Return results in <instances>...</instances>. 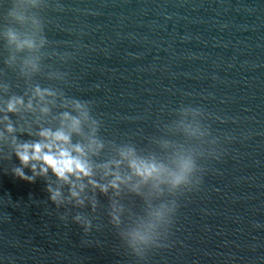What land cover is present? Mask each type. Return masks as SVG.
Listing matches in <instances>:
<instances>
[{"label": "water", "instance_id": "95a60500", "mask_svg": "<svg viewBox=\"0 0 264 264\" xmlns=\"http://www.w3.org/2000/svg\"><path fill=\"white\" fill-rule=\"evenodd\" d=\"M0 264H264V0H0Z\"/></svg>", "mask_w": 264, "mask_h": 264}, {"label": "clouds", "instance_id": "9594fccd", "mask_svg": "<svg viewBox=\"0 0 264 264\" xmlns=\"http://www.w3.org/2000/svg\"><path fill=\"white\" fill-rule=\"evenodd\" d=\"M79 107V105H77ZM14 110V105H9V111ZM73 128L78 124V121H73ZM9 132L12 131L11 128L8 129ZM42 143L33 144H22L16 149V156L20 161V164L27 168L31 165V171L34 176L36 174V164H40V174L45 175L50 169L53 175L60 181L64 183L69 182L70 176H76L79 179L81 176L87 177L90 175V170L87 164L81 160L78 156H73L72 152L81 153V149L76 147L73 150H69L66 145L69 144V136L63 131H58L52 133L50 131H43L40 133ZM185 172L190 170V165L185 164ZM15 176L20 180H25L28 183H33L34 178H29L25 176L21 169H16ZM184 180V176H178L174 183L179 185ZM50 192V199L53 203H56L58 197L60 196L59 191L52 192L51 188L48 189ZM72 196L75 197L77 193L73 191Z\"/></svg>", "mask_w": 264, "mask_h": 264}]
</instances>
